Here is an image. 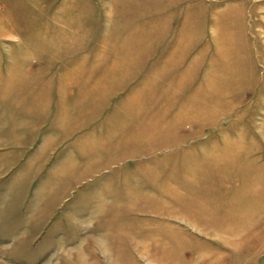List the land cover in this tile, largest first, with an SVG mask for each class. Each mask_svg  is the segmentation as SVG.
<instances>
[{"label": "rangeland", "instance_id": "374dc122", "mask_svg": "<svg viewBox=\"0 0 264 264\" xmlns=\"http://www.w3.org/2000/svg\"><path fill=\"white\" fill-rule=\"evenodd\" d=\"M58 1L52 16L54 0H0V62L4 49L7 64L12 62L10 79L0 74L1 115L5 106L19 107V89L25 80L34 85L32 76L45 58L68 42V28L96 26L98 9L94 12L92 3L99 0ZM239 2L250 6L246 17L258 62L256 83L233 79L227 65L228 85L219 79L201 89L196 96L201 99H191L192 110L187 106L180 118H219V127L200 144L170 157L157 151L155 159L120 160L130 142L107 145L96 134L60 145L48 159V145L42 143L25 171L4 175L11 182L0 185V264H264V0ZM55 16L64 28L53 32ZM231 17L244 23L245 15ZM35 86L29 96L39 89ZM72 91L76 103L88 97L80 88ZM39 96L31 111L44 116L45 94ZM231 100L234 112H229ZM83 115L79 111L65 121L68 133ZM134 116L145 117L140 108ZM94 140L100 141L92 149ZM36 158L46 165L33 175L28 167ZM85 165L91 170H83Z\"/></svg>", "mask_w": 264, "mask_h": 264}, {"label": "crops", "instance_id": "0c3cea01", "mask_svg": "<svg viewBox=\"0 0 264 264\" xmlns=\"http://www.w3.org/2000/svg\"><path fill=\"white\" fill-rule=\"evenodd\" d=\"M239 1L93 2L94 12L98 9L96 26L90 29L85 23H75L68 28V42H63L56 55L46 57L45 65L32 76L35 87H39L34 97L29 95L35 83L28 87L25 80L19 89L22 96L19 107L9 105L8 109L5 106L2 115L0 112V185L11 182L12 178L4 175L18 176L20 171H25L42 143L48 145L45 148L48 149L45 159H48L57 153L60 145H72L81 139L86 141L89 135H98L107 145L130 142L126 153L118 158L120 160L155 159L157 151L170 157V153L179 152L188 145L200 144L209 131L219 127L220 121L219 118L200 117L197 121L181 122L186 107L192 110L191 99L219 79H225L227 84L231 68L233 79L247 78L253 81V86L258 76L256 52L250 44L251 25L246 17L250 6L247 2L245 7L238 6ZM50 3L53 16L59 1ZM236 14L245 15L247 22L244 20L242 24V18L231 17ZM57 17L56 22H51L53 32L64 28L59 26ZM7 52L4 49L0 74L9 80L7 67L10 68L12 62L7 64L10 60ZM37 58L44 56L40 54ZM234 86L235 80L231 88ZM65 88L67 93L62 91ZM78 88L82 93L88 92L83 103H76L71 97L72 89ZM43 93L47 102L44 116L31 111L38 102L36 98ZM70 99H73L72 105ZM128 99L131 100L129 104L126 103ZM231 102L229 112H234L236 106ZM36 108L35 105L37 111ZM139 108L144 118L134 116ZM79 111H84L80 124L68 133L65 121L73 119ZM56 117L61 118L55 121ZM104 126L109 129L105 131ZM48 132L53 135L45 136ZM109 135L112 136L110 140ZM100 140L91 141L92 149L97 148ZM45 165V160L40 162L36 158L28 168L30 173L37 175ZM82 168L91 170L87 165ZM22 181L19 177L16 184L20 186Z\"/></svg>", "mask_w": 264, "mask_h": 264}]
</instances>
